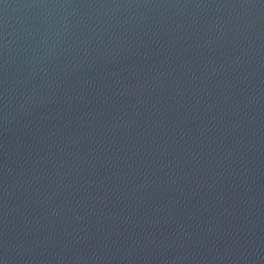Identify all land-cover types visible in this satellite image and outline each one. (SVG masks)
I'll return each mask as SVG.
<instances>
[{
	"label": "water",
	"instance_id": "1",
	"mask_svg": "<svg viewBox=\"0 0 264 264\" xmlns=\"http://www.w3.org/2000/svg\"><path fill=\"white\" fill-rule=\"evenodd\" d=\"M0 264H264V0H0Z\"/></svg>",
	"mask_w": 264,
	"mask_h": 264
}]
</instances>
